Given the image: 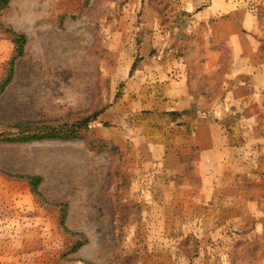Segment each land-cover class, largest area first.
I'll use <instances>...</instances> for the list:
<instances>
[{
    "label": "rangeland",
    "instance_id": "1",
    "mask_svg": "<svg viewBox=\"0 0 264 264\" xmlns=\"http://www.w3.org/2000/svg\"><path fill=\"white\" fill-rule=\"evenodd\" d=\"M0 264H264V0L0 4Z\"/></svg>",
    "mask_w": 264,
    "mask_h": 264
},
{
    "label": "trees",
    "instance_id": "2",
    "mask_svg": "<svg viewBox=\"0 0 264 264\" xmlns=\"http://www.w3.org/2000/svg\"><path fill=\"white\" fill-rule=\"evenodd\" d=\"M8 2V0H0V4H4ZM11 35L13 36V41L16 45L17 57H21L24 55L25 45L27 42L26 36L22 33L15 32L10 30ZM15 58L12 60V66L14 67ZM13 78V68L10 69L9 74H7L6 78L2 82L1 91L4 90L6 85ZM172 114L178 115L183 113H188L187 111H183V113L179 112H171ZM101 111H96L94 113L83 115L78 118L75 122H62L56 125H51L47 121H33L26 120L23 122H18L12 125V128L17 129L20 135L18 137L15 136H7L5 140L8 141H24L30 142L35 140H45V139H58V140H70V139H84L88 142V144L95 148V143L101 142L97 140L88 141L87 137L89 135V130L91 125L98 120ZM23 177V176H19ZM32 192L42 198V193L39 191V185L42 182V177L39 175L28 176ZM67 216V205L63 204L62 209V223H65V219ZM78 246H75L76 249Z\"/></svg>",
    "mask_w": 264,
    "mask_h": 264
},
{
    "label": "crops",
    "instance_id": "3",
    "mask_svg": "<svg viewBox=\"0 0 264 264\" xmlns=\"http://www.w3.org/2000/svg\"><path fill=\"white\" fill-rule=\"evenodd\" d=\"M226 4L229 6V5H232V4H230V2L229 1H226ZM211 9L212 10H210V11H208L207 12V14H210V18H213V17H216V18H221V17H219V15H223V13H220L219 14V12H218V10L216 9V8H214V4H213V6L211 7ZM231 11L229 10V9H227V14H229L228 16H225V17H223L222 19H220V21L218 22V26L220 25V23L222 22L223 24H226L227 26L228 25H231V26H234L235 27V25H234V22L236 23V21L234 20L235 18H234V15L233 14H231L230 13ZM205 13H206V11H205ZM205 15V14H204ZM205 18H208L207 17V15L205 16ZM242 25H243V27H245V28H247V29H250V30H256L257 28L255 27L256 26V22L253 20V18L251 17V20H250V22H243L242 23ZM233 32H235V30L233 31ZM227 35V34H226ZM235 35H237V34H235V33H232V35H227V39L228 40H231L232 41V39H234L235 38ZM223 37V36H222ZM259 49V48H258ZM225 85L223 84L222 85V88L224 87Z\"/></svg>",
    "mask_w": 264,
    "mask_h": 264
}]
</instances>
